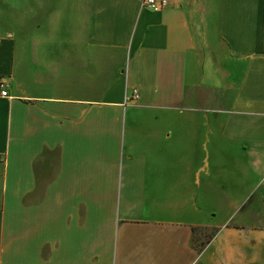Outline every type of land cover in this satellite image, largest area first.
<instances>
[{
    "label": "crops",
    "instance_id": "crops-1",
    "mask_svg": "<svg viewBox=\"0 0 264 264\" xmlns=\"http://www.w3.org/2000/svg\"><path fill=\"white\" fill-rule=\"evenodd\" d=\"M169 2L0 37V264H264V0Z\"/></svg>",
    "mask_w": 264,
    "mask_h": 264
},
{
    "label": "rangeland",
    "instance_id": "rangeland-1",
    "mask_svg": "<svg viewBox=\"0 0 264 264\" xmlns=\"http://www.w3.org/2000/svg\"><path fill=\"white\" fill-rule=\"evenodd\" d=\"M64 0H0V37L14 36L18 38H30L34 42H41L56 37L57 43L60 44L59 61L61 64L67 62V44L72 38H84L87 34V16L81 14L76 18V13H64L58 15L53 11L59 8ZM81 20L84 24L82 27H69V22ZM56 27L53 28V23ZM201 101H207L218 96V93L211 91H202L199 93ZM226 97V96H225ZM223 97V98H225ZM192 116V115H190ZM197 118V115L194 116ZM191 131V129H190ZM195 160L193 157L189 161ZM223 163V160H222ZM221 168H228L221 165ZM158 178L165 186L173 184V188H165L164 191L173 194L174 200L180 198L179 184L183 183L181 168H153ZM185 181L191 180L190 173L185 175ZM210 235L205 233L204 240L207 243Z\"/></svg>",
    "mask_w": 264,
    "mask_h": 264
},
{
    "label": "built area",
    "instance_id": "built-area-1",
    "mask_svg": "<svg viewBox=\"0 0 264 264\" xmlns=\"http://www.w3.org/2000/svg\"><path fill=\"white\" fill-rule=\"evenodd\" d=\"M170 5L169 0H142V6L148 8L154 12H161ZM3 85H1L2 87ZM2 96H6V90L1 91ZM139 93L137 90H133L130 99H137Z\"/></svg>",
    "mask_w": 264,
    "mask_h": 264
}]
</instances>
